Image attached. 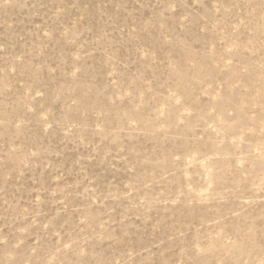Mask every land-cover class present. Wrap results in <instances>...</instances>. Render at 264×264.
Here are the masks:
<instances>
[{
    "label": "rangeland",
    "instance_id": "1",
    "mask_svg": "<svg viewBox=\"0 0 264 264\" xmlns=\"http://www.w3.org/2000/svg\"><path fill=\"white\" fill-rule=\"evenodd\" d=\"M0 264H264V0H0Z\"/></svg>",
    "mask_w": 264,
    "mask_h": 264
}]
</instances>
